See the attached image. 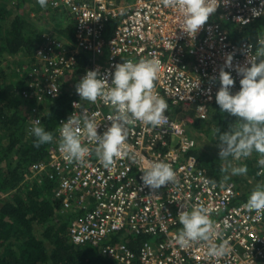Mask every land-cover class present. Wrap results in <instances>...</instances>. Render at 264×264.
Masks as SVG:
<instances>
[{
  "label": "built area",
  "instance_id": "built-area-1",
  "mask_svg": "<svg viewBox=\"0 0 264 264\" xmlns=\"http://www.w3.org/2000/svg\"><path fill=\"white\" fill-rule=\"evenodd\" d=\"M213 4L216 12L190 37L180 28L179 9L165 7L163 0H48L45 14L49 8L66 11L75 27V40L66 43L47 31L41 35L38 62L30 71L31 89L41 99L57 97L61 79L76 72L78 54L83 51L90 60V66L76 75L71 113L60 119L46 160L33 166L36 173L57 175L55 195L62 199L65 211L76 214L69 223L75 245L99 246L116 264H264V210L249 212L244 207L247 199L238 200L241 190L234 180L216 181L198 164L193 153L198 142L190 131L195 119L208 117L216 101L226 56L233 55V67L225 70L233 75L235 93L241 87L236 66L247 63L255 54L258 37H264L263 30L255 40L236 41L227 23L245 27L264 20V4L261 0H213ZM253 9L261 15L254 16ZM151 57L161 65L154 91L169 105L167 122L158 127L140 122L127 125L125 147L139 153L145 165L168 163L176 183L150 189L143 183L139 165L127 157L105 168L95 145L86 138L82 140L89 148L85 163H68L58 147L61 124L73 112L81 117V127L83 116H94L102 134L115 116L111 104L101 98L96 103L80 100L78 81L87 70L98 69L110 87L116 64ZM78 101L74 109L73 102ZM36 120L42 123L39 116L31 118L32 123ZM193 205L209 209L217 226L214 242L228 241L226 255L211 256L204 241L187 247L176 242L182 229L178 213L190 211ZM225 220L231 227L224 228ZM131 236L149 238L134 250L128 244Z\"/></svg>",
  "mask_w": 264,
  "mask_h": 264
},
{
  "label": "trees",
  "instance_id": "trees-1",
  "mask_svg": "<svg viewBox=\"0 0 264 264\" xmlns=\"http://www.w3.org/2000/svg\"><path fill=\"white\" fill-rule=\"evenodd\" d=\"M28 3L30 10L26 11ZM40 10L41 18L51 16L56 26L47 29L31 17L32 11ZM49 11L50 14H45L36 0H0V264H116L102 253L101 247L79 246L71 241L69 223L76 214L65 211L62 199L55 195L57 175L52 178L49 173H36L33 168L46 160L51 142L35 146L31 118L41 117L40 125L54 134L60 119L71 113L76 75L90 66L89 57L82 51L78 54L76 72L61 79L57 97L41 99L31 89L30 71L38 62L41 35L47 31L66 43L75 40V27L68 13L50 8ZM227 27L236 41L246 37L255 40L264 30V20L258 19L245 27L227 23ZM236 120L237 117L222 113L215 101L208 117L195 119L190 131L194 134L193 128L196 135L211 140L198 143L193 150L198 164L216 181L225 179V175L234 180L241 190L238 200L242 201L248 199L258 184H264V175L257 174L260 156L256 152L236 162L247 166L245 175L230 174L231 157L219 160L217 129L227 131ZM148 238L131 236L128 244L137 250Z\"/></svg>",
  "mask_w": 264,
  "mask_h": 264
},
{
  "label": "clouds",
  "instance_id": "clouds-1",
  "mask_svg": "<svg viewBox=\"0 0 264 264\" xmlns=\"http://www.w3.org/2000/svg\"><path fill=\"white\" fill-rule=\"evenodd\" d=\"M37 3L41 8L48 6V0H37ZM163 4L165 7L179 9L183 17L180 28L190 37H195L218 8L213 0H163ZM261 4H264V0H261ZM125 12V9H121V15ZM253 15L259 16L261 11L253 9ZM232 61L233 55L228 54L219 72L220 87L215 99L222 113L235 116L237 120L227 131L217 129L219 160L225 161L231 157L233 161H240L256 152L260 156L257 161L260 171L257 174L264 175V37H258L255 54L248 57L247 63L236 66V71L241 76V87L235 93L231 90L235 84L233 75L225 70L233 67ZM160 69V61L154 57L139 61L126 59L116 64L110 87L106 84L108 80L101 77L98 69L87 70L76 84L80 100L96 103L101 98L111 104L115 116L110 118L111 125L101 134L94 116H83L81 127V117L73 112L59 128L58 147L65 160L68 163H85L89 148L82 140L86 138L95 145L96 156L105 168L110 169L117 159L127 157L139 165L143 183L150 189H160L169 182L175 184L176 175L168 163L155 161L145 165L139 153L125 147L127 125L140 122L158 127L167 122L166 110L169 105L154 91ZM78 104L79 101L73 102L74 109ZM31 134L35 137L36 147L54 140L53 133L41 126L39 120L33 123ZM229 167L231 175L246 174L248 171L245 164L230 163ZM225 171L228 172V169ZM224 178L227 180L229 176L225 175ZM244 207L249 212L259 213L264 210V184H258L252 190ZM178 219L182 229L176 242L181 247L204 241L213 257L224 256L230 251L228 241L219 245L214 242L217 226L211 220L207 207L193 205L190 211L179 212ZM229 227L231 225L225 220L224 228Z\"/></svg>",
  "mask_w": 264,
  "mask_h": 264
},
{
  "label": "rangeland",
  "instance_id": "rangeland-1",
  "mask_svg": "<svg viewBox=\"0 0 264 264\" xmlns=\"http://www.w3.org/2000/svg\"><path fill=\"white\" fill-rule=\"evenodd\" d=\"M29 10H30V4L28 3L27 6H26V11H29ZM41 11L42 10H40V11H32V13H31V17L34 18L35 21L38 24L46 26L47 29H50V27L54 26L55 23L57 24V22H55L54 19L53 20L51 19V16H45V17L41 18V16L43 15V14H41L42 13ZM46 14H50V13H46ZM183 112L184 113H188L187 111H183ZM192 130H193V132L197 133V131L194 130L193 128H192ZM191 133H192V131H191ZM195 133H194V136L196 135ZM195 137H196L198 143H200V142L201 143H207V142L211 141L208 136L200 135V137H199V135H196ZM236 162L237 161H232V164L236 165ZM242 175H245V174H242ZM67 212H71L72 213V211H67Z\"/></svg>",
  "mask_w": 264,
  "mask_h": 264
}]
</instances>
